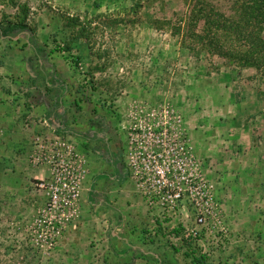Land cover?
Wrapping results in <instances>:
<instances>
[{"label": "rangeland", "instance_id": "rangeland-1", "mask_svg": "<svg viewBox=\"0 0 264 264\" xmlns=\"http://www.w3.org/2000/svg\"><path fill=\"white\" fill-rule=\"evenodd\" d=\"M194 1L0 0V264H264V61Z\"/></svg>", "mask_w": 264, "mask_h": 264}, {"label": "trees", "instance_id": "trees-1", "mask_svg": "<svg viewBox=\"0 0 264 264\" xmlns=\"http://www.w3.org/2000/svg\"><path fill=\"white\" fill-rule=\"evenodd\" d=\"M191 5L185 22L186 28H179L185 39L190 37L199 43L207 42L205 46L209 47L211 53L227 60H234L236 63L239 61L246 67L258 68L254 62L258 59L264 61V39L261 34L264 29V0H237L231 16L216 11L215 7L203 0H196ZM196 21H202V35L191 31ZM18 28L22 29L24 26L14 23L6 27L9 31ZM241 44L243 48L247 47V50L238 51L237 48H241ZM173 231L174 235H180L179 229ZM183 243L187 244V248L191 245L187 240H183ZM191 255L194 263L209 264L204 255L200 253ZM185 256L189 257V254L186 253Z\"/></svg>", "mask_w": 264, "mask_h": 264}, {"label": "built area", "instance_id": "built-area-1", "mask_svg": "<svg viewBox=\"0 0 264 264\" xmlns=\"http://www.w3.org/2000/svg\"><path fill=\"white\" fill-rule=\"evenodd\" d=\"M143 157V158H142ZM141 157V161L144 162L145 166L147 163H151L149 162V158L151 157L150 155L148 154H145ZM159 157V156H158ZM153 172H154V177L156 179L155 183H157L160 187V185L164 186L165 185V180H166V172L162 169H160L159 167H157L154 163V166H153ZM180 197V194L177 192V193H174L172 195H169V198L171 199V202H174V201H177Z\"/></svg>", "mask_w": 264, "mask_h": 264}, {"label": "crops", "instance_id": "crops-1", "mask_svg": "<svg viewBox=\"0 0 264 264\" xmlns=\"http://www.w3.org/2000/svg\"><path fill=\"white\" fill-rule=\"evenodd\" d=\"M262 117H264V115L263 114H260Z\"/></svg>", "mask_w": 264, "mask_h": 264}]
</instances>
